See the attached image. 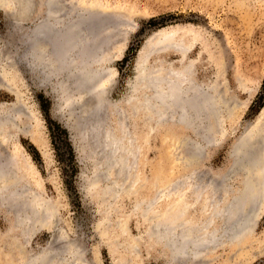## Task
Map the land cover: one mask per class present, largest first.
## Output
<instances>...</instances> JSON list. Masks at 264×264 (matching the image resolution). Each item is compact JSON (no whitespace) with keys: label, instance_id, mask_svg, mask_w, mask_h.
Here are the masks:
<instances>
[{"label":"rangeland","instance_id":"1","mask_svg":"<svg viewBox=\"0 0 264 264\" xmlns=\"http://www.w3.org/2000/svg\"><path fill=\"white\" fill-rule=\"evenodd\" d=\"M35 1L26 20L17 18L8 1L0 6V53L3 58L11 53L17 76L10 87L0 86V117L16 119V124L7 121L0 127V156L14 160L16 188L26 192L16 198L0 193V264H21L50 252L57 234V242L61 237L63 243L76 242L89 264H264V185L254 228L240 244L221 242L207 247L210 251L205 248L197 259L177 258L158 230L166 223L174 227L177 222H199L208 200L206 194L196 197L193 189L198 186L225 178L235 190L249 176L236 162L244 135L264 127V0H52L61 7L54 19L94 15L99 36L91 44H101V49L94 48L88 57L99 60L95 67L105 69L104 129L119 140L126 138L122 128L129 134L123 172L118 165L105 169L85 137L88 133L74 126L79 117L75 112L86 96L72 91L67 71L50 72L49 59L45 61L32 41L37 34L32 29L46 17L50 0ZM59 49L56 58H61ZM188 66L191 79L214 99V114L204 124L195 120L191 127L186 119L180 122L168 114L161 123L148 124V113L158 100L145 73L175 70L181 74L175 81H181ZM143 68L147 71L141 74ZM116 105L124 111L121 118ZM167 109L161 106L160 111ZM31 129L43 133L45 157L24 136ZM131 148L134 156L128 154ZM103 173L106 178H99ZM179 178L190 180V186L174 193L163 190ZM218 191L216 196L222 195ZM24 208L31 212L28 222L18 213ZM215 226L220 227V221ZM70 255L64 254L66 259Z\"/></svg>","mask_w":264,"mask_h":264},{"label":"bare ground","instance_id":"2","mask_svg":"<svg viewBox=\"0 0 264 264\" xmlns=\"http://www.w3.org/2000/svg\"><path fill=\"white\" fill-rule=\"evenodd\" d=\"M7 1L9 0H0V4H1L0 6L3 7ZM47 2H46L47 3L46 17L42 19L40 24L37 25L38 27L34 29V31H36L37 34L34 33V36L31 37L33 39L32 41L34 42L35 45H37L36 47H40V49H42L41 47L44 48L45 45L51 47L50 48L51 51L47 50L49 51V54L51 55H48L45 49H42L43 52L41 51L42 55H44L45 57L47 55L50 56L49 62H48V67L50 69V72L54 71L53 69L55 68H57V71H60V72L67 71L68 72L67 76L70 79V81H72V84H73L72 91L76 92V94L78 95L77 97L82 96V95L86 97L95 96V100L93 103L94 105L91 106L90 109H88L89 111L87 115L88 114L89 115L87 119L89 120L88 121L87 119L83 120L81 118L82 115L80 116L79 114V117L77 116L78 120L76 119L77 117L74 118L75 120H77L75 121L77 122V125H74V126H76V129L78 131L80 130L85 133H88V131H90L91 134L93 135H96L99 133V135L97 136H99L98 138H101V142H102L101 144L102 145L104 144L105 147L109 150L106 152V154L116 157V154H118L116 150L118 149L119 144L123 143L124 146L126 147L125 141L129 140L130 138H128L129 134L125 130V128H122L121 131H123L126 138L123 137V138H120V140L118 138L117 139L114 138L112 136L113 135L112 132H109L104 129L106 117L103 114V111H106V110H104L103 106L106 105V99L105 97H102L100 99L99 93H97V85L98 87L103 86L101 81L102 79H104L103 71L105 69L95 67L96 63L99 62V60H97L96 58L95 60V59H91L88 57V55L91 56V54H94L95 52L94 48L99 47L97 51L101 49L100 47L101 44L97 45V47L96 45L94 47V45L92 46L91 44L93 41V38L97 37L96 35L98 34V31H96V29L94 28L93 21H95V19L94 17H92L94 15L92 14V16L90 17H86L82 14L81 16H78V17L77 16L74 17L70 15L69 17H65L64 19L57 20L54 18L56 17V15H58L57 13L60 12L61 14V7H59L58 5L57 7H55L56 6L55 5L56 3H54L55 1L50 0ZM7 3L9 4V2ZM56 25L60 26L59 29H54L56 28ZM52 26H55V27L53 28ZM57 47L58 49L59 48L61 49V58L55 57V54H56L55 48ZM37 51L39 52V50ZM9 53L5 54L4 58L2 54L0 53V86H3V87L5 86L10 87L9 84L13 85V83L17 79V76L14 72V68L16 66L14 65V61H12L11 55H9ZM62 53H64V55ZM59 57H60V54H59ZM2 61L4 62L6 61V65H3L2 63V66H1ZM55 61L58 63V65H55L56 64ZM143 69H144L143 72H142V69L140 70L142 72L141 74L147 71L145 70V68ZM85 70H89V72H85ZM157 71L159 72V70H155V71L153 70L152 73L151 72L145 73L144 75L145 79L147 80L148 85H152L151 88L153 89V93H155V96H156L154 97L158 100V102L155 103L154 106L152 107L153 109H150L151 112L148 113L150 114L149 117L148 118L146 117L148 119V124L153 123V122L157 124L161 123V121L164 120V116L168 114L167 115L168 117L175 116V118L180 122H184V120L186 119L185 123L191 127V126H194L193 124H195L194 123L195 120H198L199 123L202 124L203 121H205V119L208 118L209 114L211 113L214 114L213 112H215L216 110L214 107L215 104L213 102L214 99L211 97L210 94L206 92V90L208 89H206L205 86L199 85L196 82H194L193 79H191L192 70L190 66L184 68L183 70L184 72L180 79L181 81L179 80L175 81L176 77L181 75L179 74L180 72L178 71L173 70L171 72L166 71V72H159V73H157ZM98 72H100L101 74H99ZM97 76H99L98 81L95 80ZM141 78L144 79L143 75L141 76ZM177 79L179 78L177 77ZM91 82L93 83L91 84ZM7 91L10 92L9 90ZM70 99L67 102L71 106L73 102L71 101L72 99L71 100ZM75 99H77L76 95H75ZM81 99H84V98H81ZM225 99L223 97L221 101L223 102V105H226V101H224ZM162 100H165L166 103L165 101H162ZM78 101L81 102L80 98H78ZM77 103H74V104H77ZM143 104L146 105L145 103ZM82 105L83 104H81V106ZM81 106L80 108L78 107L80 110H81ZM161 106H163L164 108H170V109H167L166 111L161 112L160 111ZM114 110L119 115V118H121L124 111H122L119 107H117V105L114 106ZM2 120L3 121L12 120V118L10 116H6L5 119H1L0 117V122H3ZM150 120L152 122H149ZM121 123H122V120H121ZM121 123L120 125H122ZM260 127L257 128L254 134L252 133L253 134L252 136L244 135V137L242 138V141L239 139L241 142L238 145L239 157H238V160L236 157V160L238 161L236 162V164L238 165L240 163V166H242V169L246 170L249 175V176L247 175L248 176L247 179L245 177L241 179L242 181L241 185H243V186L240 185L241 188L239 187L235 190H232L230 189V186L227 185L225 178H222L221 180L217 179L216 182L213 181L214 180L213 179L208 184L201 185L193 189L194 193L195 194L197 193L196 197L198 199H200L203 196V194H206V200H208L207 201L208 204H205L207 207L205 210L207 211L205 212V215H203L202 218L199 220V222L197 223L189 222L188 223L187 221L186 224H180L177 222L175 225H173L174 227L170 226L167 223L159 226L160 229L158 228V230H159L160 236L162 238H166V243L169 244L171 251L174 252L175 254L174 256H176L177 258L178 257L182 258L184 256H187V257H190L192 260L197 259L201 257L203 251H205V248L207 249V247L209 248L211 245L215 246V245L221 244V242L222 243L227 242L232 245L240 244L239 242L242 240V237L247 232H250L252 227L254 228L253 222L256 217L255 214L257 213L256 211L259 208V205H257V203H259V200L261 199L259 196L262 195L263 185H264V177H263L264 174L262 176H260V174L259 175L256 174V171H259V173H264V140H263L264 134L257 136L259 134ZM200 133L202 134L203 138L206 139L205 130L203 129L202 131H200ZM24 136H26L30 140V142L42 152V155L44 157L46 156V152L44 151V148L46 147V141L44 139L43 133L40 132V130L31 129L29 131L24 132ZM131 149H132L130 150L131 152H128V154L131 156L132 155L134 156V150L133 148ZM198 153L199 152H197V154ZM193 155H196L195 152ZM200 158H202V156ZM129 159L132 162V159L131 158ZM0 160H2L3 163H6L10 166H12L15 163L13 159L10 160L9 158L8 160L5 159L6 160L5 161L4 158H2V156H0ZM11 179H12L11 175L4 177L0 169V182L4 183L6 182L5 180H7L8 181L7 183H11ZM190 184H191L190 180L186 178L185 179L179 178V179L172 181L170 185L163 190L168 189L170 193L171 192L174 193L176 191L183 190L186 186H190ZM217 191L220 193L222 192V195L220 194L219 196H216ZM1 192L2 191H0V193ZM110 195L103 196L101 199L106 201V199L109 198ZM258 198L259 200L257 202ZM21 207L23 208V206ZM50 210L51 212H48L49 215L48 214L47 215L51 218L52 216H54L55 211L52 209V207L50 208ZM18 213H22V215H24L25 221H27L28 219H31V216H30L31 212L28 208L21 209L20 211H18ZM46 218L48 217L46 216ZM20 219H17V220H20ZM39 220H41V223L44 224L43 219H39ZM216 220L220 221L221 223L220 227L215 226V222H218ZM41 226H44V225H41ZM57 235L60 236L59 234ZM63 239L65 240V237L64 238L61 237V242L59 241L57 242L56 240L55 242H52L50 252L47 251L46 253H43L40 256H36L31 259L25 260L21 264H49L53 261L59 264H89L82 259L83 257H81V254H80L81 250L77 247L76 242L71 241L69 243L66 241L67 243H63L62 242L64 241ZM68 244L69 246H66ZM65 246L66 248H64ZM69 248H70V251L68 252ZM48 249H49V246H48ZM66 253H68V255H70L69 253H71L69 257L70 259L65 258L64 254Z\"/></svg>","mask_w":264,"mask_h":264},{"label":"water","instance_id":"3","mask_svg":"<svg viewBox=\"0 0 264 264\" xmlns=\"http://www.w3.org/2000/svg\"><path fill=\"white\" fill-rule=\"evenodd\" d=\"M9 2V6H11L13 9H14V11H15V13H16V16H17V18L18 19H20V20H26V19H28L30 16H31V14H32V12L34 11L33 9H34V7H36V1L35 0H9L8 1ZM57 14H60V12L59 13H57ZM57 20H60V19H57ZM37 25V24H36ZM54 25V24H53ZM38 27V26H37ZM36 27V28H37ZM53 28L55 27V26H52ZM59 27L60 26H58V27H56V28H54V29H59ZM35 28V27H34ZM34 28L32 29V30H34ZM32 30L29 32L30 34H31V32H32ZM28 33V34H29ZM30 34H29V36H30ZM98 36H99V34H98ZM31 46V45H30ZM46 46V45H45ZM44 46V48L42 47V49H45L46 50V52H48L47 50H50L49 49V46H47V47H45ZM32 48V47H31ZM34 51H36L35 50V48H33V52ZM51 53V52H50ZM59 54V53H58ZM57 56H59V55H57ZM49 57L50 56H46V58H45V60L47 61L48 59H49ZM40 58H42V57H40ZM56 71V70H55ZM85 72H89V70H85ZM52 73H60V71H56V72H52ZM98 77L99 76H97V78L95 79L96 81H98L99 79H98ZM93 82H91V84H92ZM98 84V83H97ZM94 85H96V84H94ZM97 93H99V96H100V99L102 98V97H104V93H105V91H104V89L102 88V86H100V87H98V85H97ZM155 93H153V98H154V95ZM158 95H159V93H158ZM97 96V95H96ZM97 99V98H96ZM94 100H95V96H88V97H85L84 99H83V102H82V106H81V110H80V112H77L76 110H77V108H75V109H73L74 110V112L75 113H79L80 114V116L82 115V116H84V117H82L81 116V118L83 119V120H86L87 119V117H88V115H87V113H88V109H90L91 108V106H93L94 104ZM149 106L151 107V105L149 104ZM73 108V107H72ZM103 108H104V110H105V106H103ZM16 113H18V114H20V115H22L23 113H22V111L20 110H17V112ZM89 119H87V121H88ZM3 121V120H2ZM7 121H10L11 123H15V120L12 118V120H4L3 122H0V126H3V125H6V122ZM0 131H1V129H0ZM113 134V133H112ZM262 134H264V127H260V129H259V134L257 135V136H259V135H262ZM97 135H99V133L98 134H96V135H93V134H91V132L90 131H88V134H87V138L88 139H90L91 140V142H92V146H93V148H94V150H96L97 149V152H98V154L101 156V158L103 159V161H104V165H105V169H108V168H110V167H112L113 165H118L119 166V169H120V171H124L125 170V166H126V161H127V156L125 155L126 153H125V149H126V147L124 146V144L123 143H120L119 144V146H118V149L116 150L117 152H118V154H116V157L115 158H112L110 155H108V154H106V152L107 151H109L106 147H105V145L103 144H99V142H98V137L99 136H97ZM114 135V134H113ZM115 136V135H114ZM115 138H118V137H116L115 136ZM263 138H264V135H263ZM264 140V139H263ZM4 158V160L6 159V158H9L8 156L6 157H3ZM6 161V160H5ZM122 168H124V170L122 169ZM0 169H1V172L3 173V175H4V177H6V176H10L11 175V177H12V179H11V183H7L8 181L7 180H5L6 182H4V183H2V182H0V191H4L5 193L7 192V194H9L10 195V193H12V194H14L13 196H14V198H16V197H22L26 192L24 191V190H22L21 188H16L17 187V183H18V180H19V178L16 176V178L14 177L16 174L14 173V176H13V173H12V168H11V166L10 165H8V164H6V163H3V161L2 160H0ZM99 178H106V174L105 173H103L102 175L100 174L99 176H98ZM33 218V217H32ZM254 223V222H253ZM254 225V224H253ZM164 226H166V225H164ZM168 227V226H167ZM253 228V227H252ZM251 228V229H252ZM58 237V236H57ZM56 236L53 238V241L52 242H55V240H56V238H57ZM62 242H65V241H62Z\"/></svg>","mask_w":264,"mask_h":264}]
</instances>
